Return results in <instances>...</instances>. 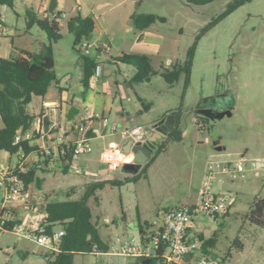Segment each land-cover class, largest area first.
Here are the masks:
<instances>
[{
  "label": "rangeland",
  "instance_id": "1",
  "mask_svg": "<svg viewBox=\"0 0 264 264\" xmlns=\"http://www.w3.org/2000/svg\"><path fill=\"white\" fill-rule=\"evenodd\" d=\"M42 1L15 0L14 7L0 4V57H8L16 49L39 52L52 43L55 71L59 84L67 92L68 111L71 107L79 109L72 119L59 115V122L72 129L76 123L89 121L91 113L102 112L99 99L95 102L91 98L97 78L105 87L100 91L102 100L113 103V110L105 113L110 118L105 145L116 140L122 146L127 140L120 132L126 129L140 128L153 135L159 126L161 136L137 178L130 180L136 174L127 173L122 167L110 170L101 160L102 147L98 146L103 145L102 139L93 140L92 151L83 155L89 163L85 167L80 165V171L71 167L64 172L54 160L50 168L38 172L41 182L36 179L28 187L34 201L44 207L49 201L81 200L94 184L107 180L87 200L100 234L106 241L116 234L139 241L140 223L151 230L160 222L164 211L198 202L213 162L233 165L244 153L248 157L264 158V0L243 4L212 26L210 23L233 0H215L206 5H192L186 0H145L142 6L134 0L118 6L123 0H113L102 8L97 6L99 0H66L56 9L66 13L60 19L61 37L52 42L38 24L27 27L28 9L40 18L45 17ZM129 8L157 13L167 20L153 26V30L165 35L160 47L167 48V53L150 56L159 73L146 82L134 80L137 73L134 65L115 60L121 50L132 53L130 48L144 38V32L127 19ZM93 13L99 21L96 20L93 38L89 40V55L96 60L97 70L90 87L85 89L84 53L81 43L78 50L74 48L75 34L69 30L68 23L75 16L93 17L90 15ZM104 43L110 48L98 56L97 47ZM193 46L195 55L190 75L182 72L176 82L168 83L160 72L176 64L183 65ZM167 56L172 63L167 62ZM48 92V99H61L56 83ZM41 107L42 97L34 96L28 110L35 114ZM112 123L122 124L116 133L111 132ZM218 145L225 149L217 150ZM4 156L5 151H1L0 161ZM37 163L30 158L26 167L29 169ZM214 187L231 195L235 202L218 222L205 215L197 217L194 223L197 232L207 238L217 233L213 252L224 264H264V224L247 216L251 203L264 199V173L219 174ZM46 252L45 247L19 239L11 231L0 234V264H46ZM73 264L144 262L138 256L88 253L77 254Z\"/></svg>",
  "mask_w": 264,
  "mask_h": 264
},
{
  "label": "trees",
  "instance_id": "2",
  "mask_svg": "<svg viewBox=\"0 0 264 264\" xmlns=\"http://www.w3.org/2000/svg\"><path fill=\"white\" fill-rule=\"evenodd\" d=\"M213 1L186 0L190 4H207ZM250 1L252 0H233L225 12L216 17L209 26H212L216 21H219L227 14ZM0 4L14 7L15 0H0ZM131 21L139 31L143 32L152 24L159 21L166 22L167 20L166 17L160 16L157 13L135 11L131 15ZM34 24H38L48 33L51 42L57 41L61 37L60 19H55L51 16L40 18L34 10L28 9V29ZM95 26L93 18L83 17L81 15L75 16L69 21V30L75 34V49H77V45L83 40H89ZM194 55L195 47L193 46L189 49L188 57L183 65L176 64L172 69L166 68L160 72L161 75L170 84L176 82L182 72H185L189 76ZM115 60L134 65L137 68L134 80L137 82L149 81L153 75L159 73L154 69L150 56L145 53H123L116 57ZM82 62V83L85 89H88L90 87V80L96 73L97 62L89 54L82 55ZM53 83H56L57 86L60 85L55 71L52 43L42 47L39 52H33L27 49H16L8 57H0V116L3 121V126L0 127V152L7 151L12 155L22 153L25 156L37 154L42 160L39 165L29 169L25 166V171L20 173L26 189L36 179L40 181L38 172L49 168V164L53 162V154H46L39 145L32 143V139L22 138L18 143H14V141L19 131L22 134H26L33 127L36 116L32 115L28 110V105L31 103L33 97L45 96ZM59 89L61 91L63 90L60 86ZM176 138H179V134L176 135ZM74 148L75 145L72 143L69 148L66 146L60 147L57 161L60 169L64 172H68L72 167ZM135 178H137V174L128 179ZM111 181L115 184H123V181ZM105 182L107 180L98 181L94 184L92 190L86 192V195L81 200H56L49 201L44 205L49 222L47 230L51 231L53 228L60 226L65 231V234L59 242L61 251L55 253L51 259H47L46 264H73L77 254H100L111 251V241L104 240L100 234L98 223L93 219L92 208L87 203L89 195L95 189L103 187ZM228 213H225L223 216ZM247 216L253 222L264 224L263 198L255 199L251 203ZM139 230L142 241L144 243L148 242L149 239L146 238L147 233L142 223L139 224ZM199 238L203 242L202 252L210 254V249L216 246L217 233L209 238L205 237L203 233H200ZM236 241L240 243V238H237ZM164 252L165 247L161 246L154 252H151L150 255L139 256L138 259L144 262V264H169L164 262ZM219 264H224V260H220Z\"/></svg>",
  "mask_w": 264,
  "mask_h": 264
},
{
  "label": "built area",
  "instance_id": "3",
  "mask_svg": "<svg viewBox=\"0 0 264 264\" xmlns=\"http://www.w3.org/2000/svg\"><path fill=\"white\" fill-rule=\"evenodd\" d=\"M55 19H62L66 16L63 11L48 13ZM108 47V44L105 43ZM91 42L83 40L81 49L84 54L90 53ZM46 110L58 112L62 108V103H45ZM61 113V112H60ZM90 119H100L104 124H110V118L103 114H92ZM199 125L204 127V123ZM56 137L62 142L61 146L69 148L71 142H63L64 137L70 133L75 134L72 142L75 145L73 153L72 167L80 171L81 159L83 155L92 151V139L95 136L94 129L85 123H76L72 129H68L64 124L58 122L53 126ZM118 131V124H111V132ZM45 132L42 130L41 132ZM120 135L124 139L141 140L144 136L140 128L133 130H123ZM31 133L28 131L22 134L19 131L14 143H18L22 138L30 139ZM60 146V147H61ZM48 149V147H46ZM65 149V148H64ZM45 151V150H44ZM47 153V152H46ZM22 154V153H18ZM23 155V154H22ZM134 153H126L123 147L117 143H110L101 152V160L110 170H115L122 166L125 161L133 160ZM209 173L206 175L203 188L200 190V198L192 205L177 206L162 213L161 225L152 233L146 235L148 242L144 243L142 238L139 241L135 237L124 238L120 234L112 237L110 253L122 254L125 256H148L157 248L165 247L163 254L165 263L173 264H219L220 260L210 254L202 252V241L200 233L194 232L195 219L200 215L209 216L219 220L225 213L229 212L235 200L231 195L222 191H216L214 183L219 174L245 173L252 171L256 175L264 173V158L248 157L245 153L233 164L215 161L209 166ZM25 171V164L19 162L14 165H4L0 163V190L2 191V201L0 206V234L11 231L19 239L31 240L48 250L47 259H51L55 253L60 252V240L65 234L63 228H53L47 230L49 222L48 214L42 211L41 207L32 202L29 189L25 188L24 180L20 173ZM23 204L27 212L21 219L15 220L12 214V204Z\"/></svg>",
  "mask_w": 264,
  "mask_h": 264
},
{
  "label": "crops",
  "instance_id": "4",
  "mask_svg": "<svg viewBox=\"0 0 264 264\" xmlns=\"http://www.w3.org/2000/svg\"><path fill=\"white\" fill-rule=\"evenodd\" d=\"M65 1L66 0H58V6L59 5H64ZM77 1L79 2L80 0H77ZM127 1L128 0H123V1L118 2V6H121L122 4L126 3ZM144 1L145 0H134V2L137 3L139 6H142L144 4ZM49 2H50V0H43L42 3H41V11L43 12L44 16L48 15L47 10H48V6H49ZM112 2H113V0H99L97 2V6H98V8H102V7L106 6V5L112 4ZM210 3H212V2H210ZM207 4H209V3H207ZM192 5H206V4H192ZM192 10H194V9H192ZM135 11H137V10H134V8H129L128 9V13H127V19L128 20L131 21V15ZM90 15H92L93 17H91V16H83V17H91V18H93L94 21H95V25H96L97 24L96 20L99 21L98 16H96L94 13L90 14ZM154 25H155V23L152 24L149 28H147L146 30L143 31L144 32V38H143L142 41H139V43L134 45V47L130 48V51L132 53L133 52L134 53H145V54H147L149 56H152V54L153 55L154 54H160L162 52L165 53V51L167 53V48L165 49V47H160L162 42L165 40L164 39L165 35L162 34L161 32H159V30H153V26ZM127 28L131 29L132 27L128 26ZM92 38H93V35L91 36V39ZM97 48H98V50H97L98 56H103V54H106L108 52L110 47H106L105 43H104L102 45L99 44ZM121 51H122L121 54L130 53V52H124L123 50H121ZM150 59H151V57H150ZM166 60H167L168 63H172V60H171L170 56H167ZM93 77H94V75L92 76V78ZM59 86L62 87V89H63L62 91L59 89L60 93H61V99L60 100L48 99V96H49V92H48L45 96H41L42 97V107H41L40 112L35 113V114H32L30 112L32 115L36 116L34 124H33V127L29 131L31 133V135H32L30 139H32L31 140L32 143L39 145L40 148L45 150V153L47 152L46 154H53V161L54 160L57 161L58 155L60 153V146L62 144V142L56 137L57 135L54 133L53 126H54V124L59 122V120L57 118L59 115L61 117H64V116H67V114H68V107L66 106V103H65V101L67 99V92L65 91V88L63 86H61V85H59ZM59 86H58V88H59ZM104 88H105L104 85L97 78H95V84H94L93 95H92L93 97L91 96V98L95 102H97L96 98L99 99V102H97V103H99V104L102 103V108H101L102 112H100V113L99 112H93L90 115L98 113V114H103L104 116H107V114H105L106 110H108V109L113 110V103H111L110 101H108L106 99L102 100L100 91H101V89H104ZM33 100H34V97H33L32 101ZM47 102H49V103H57V104L62 103V108L58 112H50V110L47 111L46 107H45V103H47ZM125 113H126V109L123 108L122 115L124 116ZM52 114L55 115V118L52 116ZM90 115H89V117H90ZM74 117H75V115H74ZM0 121H2L1 116H0ZM82 123H85L88 127L94 129V131H95V136L93 137L91 142H93V140L102 139L103 145L98 146L99 149L102 147L101 148V152L110 143H117L118 144V142L116 140H110V141H108L107 145H105V138L107 137L106 126H108V124L102 123V121L100 119H90L89 118V121H83ZM119 125H122V124H119ZM2 126H3V121L0 123V127H2ZM42 130L45 132L44 134L41 133ZM148 132L149 131L146 130L147 134H149ZM157 132L161 133L159 130H157ZM153 135L151 134L149 136H153ZM74 139H75V134L70 133V135L68 137H64L63 142H69V143L71 142L72 143L74 141ZM126 140H127V142L129 141V139H126ZM127 142H125L122 145V147H124V145ZM46 147H48V149H46ZM101 152H100V155H101ZM89 153H87V154H89ZM30 158H33L36 162H38L36 165H39V163H41V161H42L41 158L39 157V155H37V154H29L27 156L22 155V154H14V155H12L9 152L5 151V156L0 161V163L4 164V165H14V164H18L19 162L23 161V163L26 166V161L29 160ZM88 163H89V159L85 158V157L84 158L82 157L81 166L85 167V166L88 165ZM50 166H49V168H50ZM45 167H47V166H45ZM2 195H3V193L0 190V206H1V201H2ZM31 198H32V193H31ZM32 202L37 204V205H39L41 207L42 211H45L44 207L42 205H40L39 203H37L36 201H34L33 198H32ZM11 206H12L11 207L12 208V214H13L15 220L21 219L24 216V214L27 212V210L25 209L23 204L14 203ZM159 220H160V222L154 224L151 230H148L147 228L144 227L145 231L148 230L146 235L154 232L161 225V218ZM218 221L219 220H217V222ZM59 227L60 226H57L55 228L57 229ZM192 230L194 232L197 231V228H196L195 224H194V227L192 228ZM149 231H152V232H149ZM47 253H48V250L46 252V255H47ZM108 253H110V252H108ZM210 255L214 256L216 258L218 257L213 252V249H210Z\"/></svg>",
  "mask_w": 264,
  "mask_h": 264
},
{
  "label": "water",
  "instance_id": "5",
  "mask_svg": "<svg viewBox=\"0 0 264 264\" xmlns=\"http://www.w3.org/2000/svg\"><path fill=\"white\" fill-rule=\"evenodd\" d=\"M58 7V0H50L48 11L53 13ZM91 36L89 37V40ZM79 112V109L76 107H71L68 111L67 117L72 119L76 113ZM156 128V127H155ZM157 130L160 131V127L157 126ZM144 136L141 140L135 141L134 139H129V141L124 145L123 150L126 153H134L133 160L125 161L122 164V168L124 171L130 174H137L142 166L146 163L148 158L152 155V152L156 146L157 139L161 136L160 133L155 131L153 136H149L146 131H143ZM157 135V136H156ZM217 150L225 149L224 146L218 145L216 146Z\"/></svg>",
  "mask_w": 264,
  "mask_h": 264
},
{
  "label": "flooded vegetation",
  "instance_id": "6",
  "mask_svg": "<svg viewBox=\"0 0 264 264\" xmlns=\"http://www.w3.org/2000/svg\"><path fill=\"white\" fill-rule=\"evenodd\" d=\"M155 131H157V128L155 129Z\"/></svg>",
  "mask_w": 264,
  "mask_h": 264
}]
</instances>
